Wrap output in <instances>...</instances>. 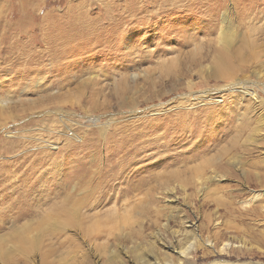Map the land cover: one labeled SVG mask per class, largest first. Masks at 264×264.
I'll use <instances>...</instances> for the list:
<instances>
[{
	"label": "rangeland",
	"instance_id": "1",
	"mask_svg": "<svg viewBox=\"0 0 264 264\" xmlns=\"http://www.w3.org/2000/svg\"><path fill=\"white\" fill-rule=\"evenodd\" d=\"M144 1L0 0V264H264V0Z\"/></svg>",
	"mask_w": 264,
	"mask_h": 264
},
{
	"label": "bare ground",
	"instance_id": "2",
	"mask_svg": "<svg viewBox=\"0 0 264 264\" xmlns=\"http://www.w3.org/2000/svg\"><path fill=\"white\" fill-rule=\"evenodd\" d=\"M156 1L158 2V5H159L158 8L161 7V3H159V0H153V1L151 0L150 2H146V3L144 1L143 5H148V6L154 5L156 3ZM250 12H252V11H248L247 13H245V12L240 13L239 22H238L240 25H244V23H245L244 20L246 18H250L247 16V15L251 16ZM255 15H253V16H255ZM218 37L220 39L219 42L222 43L223 45H225L228 42V35L225 32L221 31L219 33ZM229 69H230L229 65L227 64L226 61L221 62V64H219V70L220 71L223 70V71L229 73L230 72ZM89 179H90V177H89ZM246 203H248V202H246ZM192 235H193V233H192ZM184 239L185 240L183 242H179L180 241L179 240V241L175 242V244H171V245L167 246L168 249L164 248L163 250H160V248L158 247L159 246L158 243L162 242L161 241L162 239H160L159 237H154V240L149 243L150 245H149L148 249L146 250V252L144 251L145 253L137 255V257H135L134 259H131L130 262H131V264H181V263L187 262L189 255H192V257H194V254L196 252H199V250H203L202 248L206 245L205 242H203V244H201V242H199L196 239V237H185ZM162 244H164V243H162ZM201 246H203V247H201ZM228 246H229V243L226 241L221 245L220 250L223 251ZM115 257H117V256H115ZM198 258L199 257H197V259ZM119 263L124 264L123 261H120ZM246 264H249V263H246Z\"/></svg>",
	"mask_w": 264,
	"mask_h": 264
}]
</instances>
